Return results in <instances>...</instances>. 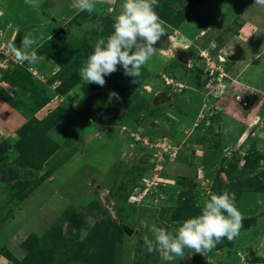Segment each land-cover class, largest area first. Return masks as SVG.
<instances>
[{
  "label": "rangeland",
  "instance_id": "1",
  "mask_svg": "<svg viewBox=\"0 0 264 264\" xmlns=\"http://www.w3.org/2000/svg\"><path fill=\"white\" fill-rule=\"evenodd\" d=\"M120 3L0 0V264H163L150 226L174 233L225 191L244 219L215 248L264 264V5L158 0L139 80L86 84ZM29 33L38 62L7 60Z\"/></svg>",
  "mask_w": 264,
  "mask_h": 264
},
{
  "label": "clouds",
  "instance_id": "2",
  "mask_svg": "<svg viewBox=\"0 0 264 264\" xmlns=\"http://www.w3.org/2000/svg\"><path fill=\"white\" fill-rule=\"evenodd\" d=\"M255 3L264 5V0H255ZM157 5L158 0H121L111 33L95 42L78 73L80 79L86 84L103 87L105 77L116 72L119 66L125 76L133 78V82L139 80L143 66L155 54V45L165 34L163 21L155 11ZM69 6L77 12L92 13L95 0H70ZM37 43V38L29 33L22 38L19 47L11 45L16 63H37L39 57L32 50ZM235 199L234 193L226 191L209 194L197 204L199 214L184 220L174 233L151 225V237H143L147 251L157 252L161 261L167 264L184 258L186 253L205 255L224 238L234 240L240 234L244 219L235 206Z\"/></svg>",
  "mask_w": 264,
  "mask_h": 264
},
{
  "label": "crops",
  "instance_id": "3",
  "mask_svg": "<svg viewBox=\"0 0 264 264\" xmlns=\"http://www.w3.org/2000/svg\"><path fill=\"white\" fill-rule=\"evenodd\" d=\"M244 240V239H243ZM240 242V241H239ZM241 244V243H240ZM236 250V248H229L228 246L220 247L219 249L213 248L205 255H201L200 253H192L189 255L186 253L185 259L182 261L184 264H262L259 262H249L243 263L241 259H239L238 255L235 252H229V250ZM180 263V258L176 261L167 262V264ZM163 264H166L164 262Z\"/></svg>",
  "mask_w": 264,
  "mask_h": 264
},
{
  "label": "built area",
  "instance_id": "4",
  "mask_svg": "<svg viewBox=\"0 0 264 264\" xmlns=\"http://www.w3.org/2000/svg\"><path fill=\"white\" fill-rule=\"evenodd\" d=\"M8 56L9 58L7 60H11V61L15 60L14 58H12V55L10 54V52L8 53ZM5 61L6 60H3L2 62H0V67H3L2 65L5 66V63H6Z\"/></svg>",
  "mask_w": 264,
  "mask_h": 264
}]
</instances>
